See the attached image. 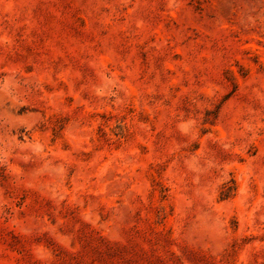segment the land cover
<instances>
[{"label":"rangeland","instance_id":"obj_1","mask_svg":"<svg viewBox=\"0 0 264 264\" xmlns=\"http://www.w3.org/2000/svg\"><path fill=\"white\" fill-rule=\"evenodd\" d=\"M0 264H264V0H0Z\"/></svg>","mask_w":264,"mask_h":264}]
</instances>
